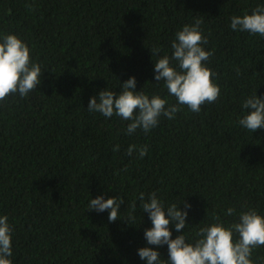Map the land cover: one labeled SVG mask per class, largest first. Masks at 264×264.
I'll list each match as a JSON object with an SVG mask.
<instances>
[{
  "label": "trees",
  "instance_id": "obj_1",
  "mask_svg": "<svg viewBox=\"0 0 264 264\" xmlns=\"http://www.w3.org/2000/svg\"><path fill=\"white\" fill-rule=\"evenodd\" d=\"M257 6L264 0H0V34L24 41L42 71L27 97L0 101V216L12 228L11 264H147L137 250L156 246L144 238L152 222L141 192L165 207L186 200L185 229L169 227L192 243L216 217L228 227L249 209L264 216V129L239 124L245 99L264 98V36L230 27ZM196 19L213 53L204 63L220 87L215 102L199 113L179 105L174 119L161 115L132 134L129 121L87 110L92 96L119 94L133 76L135 91L177 104L155 81L154 62L172 56L175 33ZM133 144L147 154L129 156ZM100 195L123 198L121 219L88 210ZM157 250L166 262L167 245ZM251 259L264 264V246Z\"/></svg>",
  "mask_w": 264,
  "mask_h": 264
},
{
  "label": "clouds",
  "instance_id": "obj_2",
  "mask_svg": "<svg viewBox=\"0 0 264 264\" xmlns=\"http://www.w3.org/2000/svg\"><path fill=\"white\" fill-rule=\"evenodd\" d=\"M201 24L202 20L196 19L193 24L183 25L171 43L172 56L164 55L154 62L155 81H164L169 94L176 97L177 104L166 107L165 98L159 95L149 98L144 92L135 91L136 79L133 76L121 83L119 94L105 88L92 96L87 110L99 112L106 118L115 115L129 121L126 133L132 134L137 129L149 132L158 125L161 115L174 119L181 110L179 105H186L192 112L199 113L202 105L215 102L220 96V87L213 82L214 73L204 63L213 53L202 46L208 43V38L203 35ZM230 27L235 31L264 36V6H257L250 14L234 15ZM159 51V48L150 50L151 55H157ZM172 61L176 62L175 65ZM41 74L40 65L32 61L30 49L24 41L13 33L0 34V101L16 93L22 98L27 97L41 83ZM242 107L247 112L239 119V124L251 132L264 129V98L255 93L245 99ZM113 150L119 151V145ZM134 150L140 158L148 152L147 146L133 144L129 145L127 154L131 156ZM139 200L143 212L148 213L152 222V227L144 230V238L147 245L156 246L137 250L140 259L147 264H253L252 250L264 246V216L255 209L241 212L239 222L228 227L216 217V222L199 228L196 232L198 238L192 243L186 240L184 234L172 238L169 227L170 223L173 224L177 233L185 229L187 210L191 207L186 200L181 203L183 209L181 204L165 207L155 192L150 193L147 200L145 193L141 192ZM123 203L122 197L105 199L100 195L90 200L88 210H110L108 220L115 222L121 219L118 213ZM235 211L229 207L226 215L231 216ZM130 219L134 220V217L126 218L128 222ZM234 233L238 236L236 240L233 239ZM163 245L168 248L166 262L161 260L157 250ZM11 255L12 228L7 216H0V264H11Z\"/></svg>",
  "mask_w": 264,
  "mask_h": 264
}]
</instances>
